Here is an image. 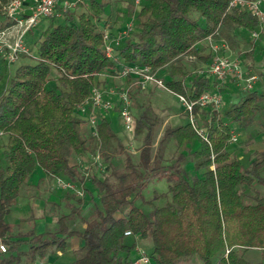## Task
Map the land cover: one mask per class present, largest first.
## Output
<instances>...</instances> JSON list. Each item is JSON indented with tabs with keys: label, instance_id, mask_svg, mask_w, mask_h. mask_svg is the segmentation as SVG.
Segmentation results:
<instances>
[{
	"label": "trees",
	"instance_id": "obj_1",
	"mask_svg": "<svg viewBox=\"0 0 264 264\" xmlns=\"http://www.w3.org/2000/svg\"><path fill=\"white\" fill-rule=\"evenodd\" d=\"M9 1L0 0L2 27L12 24L3 12ZM62 1L57 16L27 32L33 62L12 73L7 65L0 67V243L5 245L0 264H36L47 256L53 264H132L139 240L149 242L150 264H185L194 258L200 264H264V149L252 151L247 164L228 149L233 126L264 131V89L242 91L221 110L194 105V116L202 115L196 125L207 142L187 121L164 126L153 148L162 118L151 103L141 104L134 116V137L141 141L136 160L107 119H98L94 136L83 128L78 110L93 86L107 85L101 76L117 73L119 64L157 70L166 88L189 101L222 90L228 81L217 87L210 77L188 72L185 57L210 62V51L197 44L207 36L230 48L240 39L255 48L248 35L258 30L256 18L229 10L230 0H139L137 10L132 1L124 13L111 0H82L64 11ZM122 15L131 20L132 30L120 39L112 59L103 35L108 21ZM125 82L131 86L129 78ZM131 90H126L129 98ZM112 111H118L117 101ZM170 142L175 151L167 160ZM97 151L109 171L88 178L99 197L86 216L67 201L76 196L70 192L65 197L69 213L57 218L55 230L11 234L8 217L36 169L89 193L77 159ZM115 159H121L119 166ZM188 162L192 173L185 171ZM162 178L166 190H153L146 200V182ZM137 200L150 209L144 211ZM77 215L84 226L70 229ZM71 237L79 244L68 253ZM249 250L258 251V261L245 257Z\"/></svg>",
	"mask_w": 264,
	"mask_h": 264
},
{
	"label": "rangeland",
	"instance_id": "obj_2",
	"mask_svg": "<svg viewBox=\"0 0 264 264\" xmlns=\"http://www.w3.org/2000/svg\"><path fill=\"white\" fill-rule=\"evenodd\" d=\"M132 7L134 10L138 9V4L134 3V0H111L112 4L114 5L115 9L119 12L126 11V6L132 3ZM3 18H0V29L4 28L3 25ZM125 17L119 16L115 20H109L108 25L106 27V33L115 34L120 30L122 26L126 23ZM48 22V19H42L36 25V31L39 30L40 27L44 26ZM6 39L11 41L12 33H6ZM248 40L255 43L256 48H252V45L247 44L242 39L234 46V48H230L228 45V50L223 51L220 48V53L224 54L230 58L236 57L242 66V70L246 74H253L257 77L256 82L254 83L253 87L261 89L264 86V58L260 53L258 46L264 47V35L263 32L258 33V36L255 38H251L250 34L248 35ZM223 41H218L221 43ZM30 49L31 55L24 56L20 55L18 59L10 66L9 68L10 73H12L13 69L22 64V63H31L33 62L32 55H33V47L31 44L27 43ZM198 46H204L208 51L209 47L206 45V42L203 41L198 44ZM220 47V44H219ZM242 54V55H241ZM241 55V56H240ZM186 68L188 72L194 73L204 69L209 62H201V61H193V62H185ZM1 66H6L5 64ZM0 66V67H1ZM106 79V86L102 85L106 89H113L117 91H125L128 88H131V105L129 108L130 115L134 120V116L139 113V106L141 104L151 103L153 106L154 111L162 118V125L159 128L158 132L156 133L153 148L156 147L157 141L162 134L163 127L166 125L176 126L179 124H183L188 121V115L183 109L182 105L176 98L174 94L168 93L166 90L154 87L150 85L148 88L145 89H138L136 88L137 81L133 78H129L130 84L133 86L126 85V79H122L118 76L117 73H113L112 75H102L101 78ZM224 85V84H223ZM221 86L218 83V87ZM225 87V86H224ZM235 87V86H234ZM237 87V86H236ZM233 90H217L212 93H217L220 95L222 103L218 109H222L228 103L234 102L238 99L241 95L242 91L237 87ZM263 89V88H262ZM229 96H226V94ZM233 93V94H232ZM232 94V95H231ZM133 102V104H132ZM209 111L210 106L205 108ZM104 113V112H103ZM102 112L98 114L101 116ZM108 114L113 113L116 115L115 112L109 111L106 112ZM117 119H111L110 123L111 127L114 132H116L121 139L123 140L127 150L131 154L134 160L137 159L138 150L140 146V138L136 139L134 137V130L127 131L124 128L122 119L116 115ZM195 120L202 118V115L198 113L194 116ZM234 133L238 135L237 142L228 146L229 151L234 154L238 159L242 160L245 164L248 163L249 156L252 151L254 150H263L264 149V131H262L258 126H252L248 129H238L237 127L233 126ZM1 138L0 140H3ZM175 151V146L173 142L167 144L165 150V159L169 160ZM233 156V155H232ZM81 161L82 166H80L81 170H84L89 175L87 176V182L84 184V187L88 189L89 193L85 192L82 187H77L81 192V196H75L74 199H69V201L74 207H76L80 215L86 216L92 204H98V197L99 194L95 187H93L90 182H88V178L91 175L103 176L104 174L108 173L109 169L102 163V168L98 167L91 163L89 158H82ZM80 162V160H77ZM121 159H115V164L120 165ZM80 164V163H79ZM106 169H105V167ZM185 171L187 173L193 172V166L190 162L184 165ZM83 171V174H84ZM39 179L42 180V183L38 181ZM153 190L157 191L158 193L164 192L166 190V181L162 178L160 180H149L146 182V186L142 190V194L144 198L147 200L152 196ZM70 192H63L56 187L55 180L47 177L43 171L40 169H36L29 177L27 184L23 185L20 196L18 197L17 203L12 209L11 214L8 217V221L11 225V234H22L31 230L39 231V232H48L53 231L56 229L57 224L56 220L60 215H65L69 213L70 207H68L65 203L66 194ZM72 194V193H70ZM63 198V199H62ZM76 198L80 199V203H77ZM136 203L143 208L144 211H148L150 208L146 205H143L142 202L139 200ZM161 204V202H158ZM41 224L43 227L41 228ZM70 229H81L83 228L84 224L80 217L77 215L73 221L68 224ZM41 228V229H40ZM71 244V251L76 250L79 240L76 237H71L69 240ZM137 247L141 248L143 251L149 248L148 240H139L137 242ZM245 257L251 261L255 262L259 260V254L256 250H249ZM48 258L51 259L50 256L45 257L42 261H36V264H48ZM185 264H200L196 258L193 260L185 263Z\"/></svg>",
	"mask_w": 264,
	"mask_h": 264
},
{
	"label": "built area",
	"instance_id": "obj_3",
	"mask_svg": "<svg viewBox=\"0 0 264 264\" xmlns=\"http://www.w3.org/2000/svg\"><path fill=\"white\" fill-rule=\"evenodd\" d=\"M82 0H63L61 2V10H67L73 8L76 2ZM59 0H10L3 7V12L9 20L12 21L10 26H6L0 29V66L5 64L7 66L12 65L20 55H31L30 49L26 42V35L30 28H33L42 19L58 15L56 11V5ZM137 5L139 0H134ZM229 10H241L249 12L258 22V30L250 33L251 38L258 36V33L264 31V0H230L228 2ZM132 30V22L128 20L122 29L116 32L114 35L110 33H104V50L106 56L109 58L114 57L115 47L118 46L120 39L126 36ZM6 33H12L11 41L6 39ZM205 41L208 45L211 60L209 64L197 73L200 75H206L217 82L222 84L227 81L235 83L241 91L254 90V83L257 77L253 74H246L242 70L240 61L236 57H228L220 53V48L223 51H227L228 47L224 42L218 43L212 36L200 40L197 44ZM220 42V41H219ZM220 44V47H219ZM188 62H193L195 57L188 55L185 57ZM117 74L120 78H133L137 81V85L141 89H145L150 85L166 90L168 93L174 94L183 109L188 115V122L192 129L204 140H207L205 131L196 125L194 119L193 106L198 105L201 108L212 106L217 109L221 106L222 100L219 94L212 92L202 93L196 101H189L185 96L175 94L165 87L164 82L157 76V70L152 71L148 66L136 65V64H119ZM218 87V85H217ZM115 101L118 103V116L122 119L124 128L127 131L134 130V120L130 115L129 108L131 105L130 98L127 91H115L113 89H106L101 86H93L90 90L89 96L78 107L80 118L83 120V124H86L89 130L95 136L97 134V115L99 113H106L112 111L115 106ZM97 114V115H96ZM238 135L234 133L232 128L228 144H234L237 142ZM84 157H79V165L82 166L81 161ZM77 159V160H78ZM92 164L102 168V159L99 152H95L90 156ZM213 169V165L211 167ZM84 171V170H82ZM89 174L84 171V176ZM56 187L63 192H72L76 196H81L82 192L77 188L76 184L71 181H66L61 178H55ZM125 235H130V231H125ZM0 251H5V245L0 243ZM132 264H150V260L141 248L136 247L135 256Z\"/></svg>",
	"mask_w": 264,
	"mask_h": 264
},
{
	"label": "crops",
	"instance_id": "obj_4",
	"mask_svg": "<svg viewBox=\"0 0 264 264\" xmlns=\"http://www.w3.org/2000/svg\"><path fill=\"white\" fill-rule=\"evenodd\" d=\"M263 35H264V31H263ZM256 48V47H255ZM258 49H259V51H260V53L262 54V56H263V58H264V47H260V46H258L257 47ZM132 84H134V83H131L130 85L131 86H133ZM236 87V85H235V83H233V82H230V81H228L227 82V85H225V87H223L222 88V90L224 89V91L225 90H227V88H228V91L229 90H233V89H235V87ZM259 86V85H258ZM258 86H256L255 88H254V90H262V88L264 89V86L263 87H261V89L260 88H258ZM148 88V87H147ZM237 88V87H236ZM233 94V93H232ZM231 94V95H232ZM226 96H229V94L227 93L226 94ZM132 104H133V102H132ZM114 112V111H113ZM116 113V115H117V112H115ZM115 114H113V113H110V114H108V113H103V114H101V116H99L98 117V119H101V118H105V119H107L109 122H110V118L111 119H117V116H116ZM110 125H111V123H110ZM83 126V128L85 129V130H87V129H89L88 127H87V125L86 124H83L82 125ZM38 181H40V183H42V180L41 179H39ZM61 192V191H60ZM65 193V192H64ZM63 199V198H62ZM43 227V224H41V228ZM40 228V229H41ZM35 232H39V231H35ZM79 244V243H78ZM51 257V256H50ZM48 264H53V258L51 257V259H49L48 258Z\"/></svg>",
	"mask_w": 264,
	"mask_h": 264
}]
</instances>
